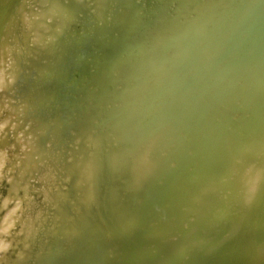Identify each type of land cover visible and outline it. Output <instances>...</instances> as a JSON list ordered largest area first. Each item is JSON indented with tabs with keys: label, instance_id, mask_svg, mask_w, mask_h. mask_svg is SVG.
I'll use <instances>...</instances> for the list:
<instances>
[{
	"label": "water",
	"instance_id": "95a60500",
	"mask_svg": "<svg viewBox=\"0 0 264 264\" xmlns=\"http://www.w3.org/2000/svg\"><path fill=\"white\" fill-rule=\"evenodd\" d=\"M0 264H264V0H0Z\"/></svg>",
	"mask_w": 264,
	"mask_h": 264
}]
</instances>
